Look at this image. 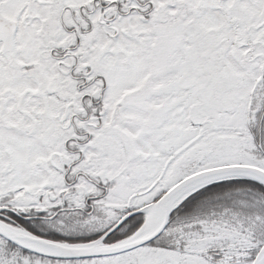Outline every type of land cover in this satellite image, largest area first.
<instances>
[{
    "label": "snow or ice",
    "instance_id": "6c2138e0",
    "mask_svg": "<svg viewBox=\"0 0 264 264\" xmlns=\"http://www.w3.org/2000/svg\"><path fill=\"white\" fill-rule=\"evenodd\" d=\"M0 264H264V0H0Z\"/></svg>",
    "mask_w": 264,
    "mask_h": 264
}]
</instances>
